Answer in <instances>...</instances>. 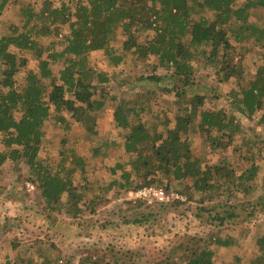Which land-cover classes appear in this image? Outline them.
Wrapping results in <instances>:
<instances>
[{
  "label": "trees",
  "instance_id": "trees-1",
  "mask_svg": "<svg viewBox=\"0 0 264 264\" xmlns=\"http://www.w3.org/2000/svg\"><path fill=\"white\" fill-rule=\"evenodd\" d=\"M12 2L0 0V20ZM21 9L27 14L21 20V30L12 28L0 36V145L4 148L0 151V164L6 160H22L27 164L50 210L78 208L80 201H72L75 198L72 180L75 171L66 170L62 176L59 170L63 169L62 164L53 171L38 159L43 126L52 114L51 107L58 120H64L60 113L66 112L72 122L79 123L92 134L95 133L93 113L105 108L107 103L113 107L114 124L125 131L122 140L113 143L121 148L127 160L110 168L112 177L118 169L120 175L110 180L107 190H136L157 181L162 183L165 179L166 190L162 189L170 192L173 190L169 181L182 184L188 179L195 189L206 193H218L224 186L218 184L220 180L227 181L231 190L241 195L255 192L264 135L256 130L242 135L233 117L240 114L264 127V110L261 108L264 106V58L256 66L255 74H243L240 64L233 62L228 33L239 39L238 32L244 30L260 43L264 39V29L254 24L251 17H261L264 0L240 3L239 0H83L74 11L67 4L56 7L46 0L37 12L28 6ZM146 30H152L153 35L140 42ZM118 33L126 38L123 49L133 55L135 61H146L154 56L155 65L170 72L166 77H146L158 85L170 77L165 89L178 98L174 103L178 105L174 117L164 113L159 121L162 130L156 125L147 126L148 122L142 119L146 106L138 99L131 102L119 99L113 104L116 98L115 95L109 97V86L105 84L109 80L107 73L93 72L90 67L91 52L103 51L114 66L124 60L128 52L118 53L111 48ZM42 37L61 39L58 38L59 42L52 39L43 46L40 44ZM11 48L18 52H12ZM26 50L37 60L38 71H29L19 79L17 75L27 61L20 53ZM196 59L205 61L211 72L219 75V82L230 87L231 114L222 105H206L197 94L185 100L193 85ZM55 64L62 66L58 76L51 68ZM94 73L97 82L92 85L86 80ZM97 88L100 89L99 96L93 98V90ZM66 93H69L68 97H65ZM184 103L187 105L183 108ZM52 118L56 121L54 115ZM172 120L174 124L170 126ZM200 129L208 134L215 133L210 139L212 149L231 147L238 150L235 161L239 172L230 167L231 160L227 158L202 166L204 158L192 154V142L188 139L191 133ZM90 152L91 158L103 155L99 146H94ZM75 163L81 165L76 171L79 177L86 179L85 158ZM124 163L131 168L126 169ZM139 177L143 180L133 185ZM192 185L189 188L193 190ZM63 194L68 198L65 203L62 202ZM219 194L224 196L225 189ZM99 198L96 195L89 203L94 205ZM139 199L126 204L131 209L137 208L144 203ZM226 200H230L229 194ZM255 209L264 213V204ZM226 216L231 220L238 217L231 211ZM146 219L147 216L141 214L125 219L124 223H143ZM214 220L221 224L224 218L215 214ZM234 237L228 232L210 234L208 245L193 250L185 248L179 264H212L213 247L233 246ZM250 264H264V248Z\"/></svg>",
  "mask_w": 264,
  "mask_h": 264
},
{
  "label": "rangeland",
  "instance_id": "rangeland-1",
  "mask_svg": "<svg viewBox=\"0 0 264 264\" xmlns=\"http://www.w3.org/2000/svg\"><path fill=\"white\" fill-rule=\"evenodd\" d=\"M45 1L13 0L2 13L0 36L9 33L12 28L21 30V20L27 16L21 8L28 6L37 12ZM47 1L56 7L67 4L73 11L79 1L83 2ZM243 1L239 0V3ZM261 13V17L255 15L256 18L251 17V20L264 29V11ZM238 33L239 39L228 33L233 62L240 64L243 74L253 75L256 66L264 58V39L257 43L254 37L249 36V32L241 30ZM152 35V30L144 31L140 42L150 39ZM58 38L42 37L40 44L45 46L52 39L59 42ZM125 39L118 33L111 48L118 53L128 52L123 49ZM10 50L16 51L13 48ZM20 56L27 61L17 75L19 79L29 71H38L34 55L26 50ZM155 64L154 56L146 61H135L134 56L128 52L124 60L114 66L103 51L90 53L92 71L107 73L109 77L105 84L109 86V97L115 95L113 104L119 99L128 102L138 99L146 106L142 119L148 122L147 126L156 125L158 130H162L159 121L164 113L170 118L174 117L173 113L178 108L174 103L178 98L165 89L170 77L159 85L155 80L153 82L146 79L151 75L166 77L170 74ZM193 65V85L187 91L185 100L188 101V98L197 94L202 96L206 105H222L231 114L228 97L230 87L220 83L219 75L211 72L202 59H196ZM51 68L58 76L62 66L55 64ZM96 79L97 75L94 73L86 82L94 85ZM93 91V98H97L100 89ZM68 96L69 93H66L65 97ZM186 105L184 103L182 107ZM261 108L264 110V106ZM51 112L43 126L44 136L38 159L53 171L58 170V166L62 164L63 169H59L62 176L66 170L75 171L72 175L75 198L72 201L80 199L78 208L50 210L42 199L35 177L27 164L22 160L4 161L0 164V264H179V257L184 254L185 248L193 250L198 246L208 245V237L216 232L231 233L236 240L233 246L211 248L214 252L212 264H250V261L261 254V248H264V213L255 208L260 209L264 204V150L259 163L257 189L253 194L233 192L225 180L219 181L218 184L224 186L220 187L218 193L216 190L206 193L195 189L192 182L186 179L182 184L169 181L171 189L182 196L184 201L160 203L154 199L144 200L132 195L144 187L128 191L118 188L107 190L110 180L120 175L118 169L117 174L112 177L110 168L117 162L127 160L121 148L113 143L120 142L125 131L114 124L111 105L107 103L105 108L93 113V134L83 129L79 123L72 122L66 112L60 113L65 118L62 121L53 113V107ZM53 115L56 121L53 120ZM233 119L239 125L242 135L249 134L248 131L252 130L264 135V127L243 115L236 114ZM173 124L172 120L170 126ZM214 135V132L208 134L201 129L191 133L188 139L192 142V154L204 158L202 166L216 164L224 158L230 159V167L237 168L236 171L239 172L235 161L239 156L238 150L231 147L212 149L210 139ZM94 146L101 147L102 156L90 157V150ZM3 149L0 145V151ZM83 158L87 176L82 180L76 172L81 165L75 162ZM124 167L131 168L126 163ZM142 180L140 177L136 178L133 185ZM165 182L164 179L162 183L157 181L146 186L164 189ZM191 185L193 190L189 188ZM223 188L226 192L224 196L219 194ZM227 194L230 200H226ZM96 195L100 196L99 200L94 205L90 204L89 201ZM61 197L63 203L67 202V194ZM138 199L144 203L137 208L131 209L126 204ZM230 211L238 217L227 219L226 215ZM141 214L147 216L145 222L124 223L125 219L139 217ZM215 214L224 218L221 224L219 220H214Z\"/></svg>",
  "mask_w": 264,
  "mask_h": 264
},
{
  "label": "built area",
  "instance_id": "built-area-1",
  "mask_svg": "<svg viewBox=\"0 0 264 264\" xmlns=\"http://www.w3.org/2000/svg\"><path fill=\"white\" fill-rule=\"evenodd\" d=\"M132 195H134L137 198L141 199H154L155 201L159 202H168V201H174V200H180L184 201V198L177 194L176 192L170 191L166 192L162 188H157L154 186H147L142 189H139L136 192H133Z\"/></svg>",
  "mask_w": 264,
  "mask_h": 264
}]
</instances>
